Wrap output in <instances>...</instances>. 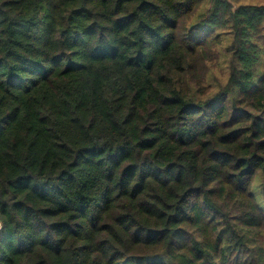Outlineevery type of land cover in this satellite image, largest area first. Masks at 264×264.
<instances>
[{
    "label": "trees",
    "instance_id": "16d2710c",
    "mask_svg": "<svg viewBox=\"0 0 264 264\" xmlns=\"http://www.w3.org/2000/svg\"><path fill=\"white\" fill-rule=\"evenodd\" d=\"M0 264H264V4L0 0Z\"/></svg>",
    "mask_w": 264,
    "mask_h": 264
},
{
    "label": "rangeland",
    "instance_id": "374dc122",
    "mask_svg": "<svg viewBox=\"0 0 264 264\" xmlns=\"http://www.w3.org/2000/svg\"><path fill=\"white\" fill-rule=\"evenodd\" d=\"M238 4H264V0H233Z\"/></svg>",
    "mask_w": 264,
    "mask_h": 264
},
{
    "label": "built area",
    "instance_id": "2783aa9c",
    "mask_svg": "<svg viewBox=\"0 0 264 264\" xmlns=\"http://www.w3.org/2000/svg\"><path fill=\"white\" fill-rule=\"evenodd\" d=\"M0 226H1V222H0Z\"/></svg>",
    "mask_w": 264,
    "mask_h": 264
}]
</instances>
